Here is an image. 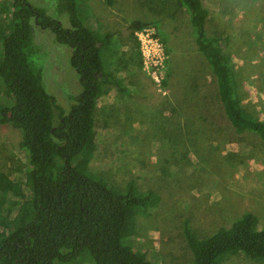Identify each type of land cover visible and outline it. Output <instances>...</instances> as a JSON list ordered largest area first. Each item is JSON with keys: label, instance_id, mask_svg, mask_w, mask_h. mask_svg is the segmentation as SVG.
Masks as SVG:
<instances>
[{"label": "rangeland", "instance_id": "1", "mask_svg": "<svg viewBox=\"0 0 264 264\" xmlns=\"http://www.w3.org/2000/svg\"><path fill=\"white\" fill-rule=\"evenodd\" d=\"M29 1L67 26V14L57 12L54 0ZM113 1L114 7L109 8L100 0H76L82 25L111 35V55L103 60L115 67L116 74L111 71V76H119L127 24L151 22L166 56L167 91L157 92L141 70V83H135L131 95L122 82L119 85L127 95L105 89L93 112L89 168L117 188L132 180L139 190L154 192L158 202L151 214L134 218L135 241L157 264H188L184 220L200 237L244 212L253 214L259 226L264 225V142L250 135L226 133L214 81L195 48L183 8L172 7L173 0H169L171 5L168 0ZM201 1L207 11L206 35L226 38L223 48L243 90L242 106L264 121V0ZM30 50V61L41 72L44 91L67 112L69 97L80 91L77 74L69 66L70 49L55 44L49 30L31 24ZM205 127L208 130L202 131L203 136L199 130ZM18 142L15 129L0 126V171L7 173L23 165ZM76 261L91 264L84 254ZM218 264L264 263L233 253Z\"/></svg>", "mask_w": 264, "mask_h": 264}, {"label": "trees", "instance_id": "2", "mask_svg": "<svg viewBox=\"0 0 264 264\" xmlns=\"http://www.w3.org/2000/svg\"><path fill=\"white\" fill-rule=\"evenodd\" d=\"M100 2L114 7L113 0ZM31 3L0 0V126L18 132L24 160L7 173L0 171V264H78L82 254L91 264H157L135 241L132 226L136 216L151 214L158 196L139 190L132 180L117 188L89 168L96 101L106 86L123 92L120 79L111 76L115 67L103 61L111 35L84 27L76 0H54L57 12L67 14L65 27ZM176 3L186 12L195 48L214 81L226 133L264 142V121L242 106L243 90L223 48L226 38L206 35L201 0ZM31 24L49 30L55 44L70 49L69 66L80 91L69 97L67 112L44 91L41 72L30 61ZM151 25L129 22L128 38L134 40L135 31ZM182 236L188 264H218L233 253L264 263V225L249 212L201 237L184 220Z\"/></svg>", "mask_w": 264, "mask_h": 264}, {"label": "built area", "instance_id": "3", "mask_svg": "<svg viewBox=\"0 0 264 264\" xmlns=\"http://www.w3.org/2000/svg\"><path fill=\"white\" fill-rule=\"evenodd\" d=\"M141 59L140 70L148 78L157 92L165 93L163 85L165 69V53L153 27L141 28L134 33Z\"/></svg>", "mask_w": 264, "mask_h": 264}, {"label": "crops", "instance_id": "4", "mask_svg": "<svg viewBox=\"0 0 264 264\" xmlns=\"http://www.w3.org/2000/svg\"><path fill=\"white\" fill-rule=\"evenodd\" d=\"M167 3L170 4V1L168 0ZM172 3H175V4H172V7L173 6L175 7V5H176L178 9H182L181 7H179L177 5L176 0H173ZM185 18H187V15L185 16ZM190 37L192 38V36H190ZM127 38H128V34L125 37L127 44L125 45V43H124V45L121 48V56L122 57H120L119 63H118L120 67L117 66V67H119L117 75L119 74L118 79H120V83L122 82V84H121L122 87L124 86L125 88H127V90L132 91L129 94V95H131L133 93V90H135V88H136L135 83H138V84L141 83L140 81H141L143 75L141 74L140 69H137V66L135 65V62H136L135 58L138 57V55H137L138 50L136 48L137 47L136 46L137 45L136 40L128 38L129 41H127ZM108 87H110L109 89H111L113 91L115 90L113 86H106L105 89H108ZM116 93H118V91H116ZM119 93H122L124 95L126 94L124 90H123V92H119Z\"/></svg>", "mask_w": 264, "mask_h": 264}]
</instances>
